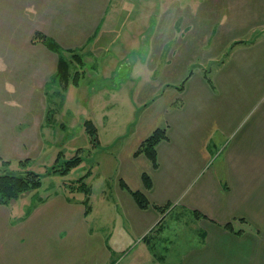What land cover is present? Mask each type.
Listing matches in <instances>:
<instances>
[{"label":"rangeland","instance_id":"1","mask_svg":"<svg viewBox=\"0 0 264 264\" xmlns=\"http://www.w3.org/2000/svg\"><path fill=\"white\" fill-rule=\"evenodd\" d=\"M244 1L245 7L254 8L259 0ZM192 3L193 0H121L119 7L110 10L114 17L113 30L107 29L105 20L99 33L97 40L102 53L91 58L87 53L82 54L86 63L79 84L72 82L66 91L62 86L40 88L35 84L41 78L24 71L19 77L22 85L6 83V78L0 77V118L8 123L5 136L16 137L19 129L25 128V121L47 120L41 138L27 140L22 136L18 140H0V173L34 171L42 180L39 186L12 199L8 207L0 205V228L6 218L12 217L18 224L20 216L47 198L61 201L42 210L54 214L53 221L44 226L41 222L38 228L36 220L32 223L31 219L15 229L30 234L37 228L56 231L64 225L75 228L80 221L85 222L78 207L85 192L71 190L70 184L87 174L86 180L92 187L87 235L82 222L76 226H82L81 237L72 236L69 240L71 244L82 240L87 245L89 264H108L109 253L103 252V246H110L120 264H137L146 258L149 264L158 261L162 264L164 247L199 243L202 238L193 215L173 210L165 212L164 217L152 205L143 213L139 207L137 212H132L131 206L136 203L120 183L124 179L134 190L142 185V172L149 173L151 168L148 159L144 155L145 159L136 156L135 152L142 139L157 127H167L178 148L186 141L194 159L197 156L207 167H219L223 159L220 147L228 130L225 122L243 117L264 93V50L251 53L245 49L251 55L238 57L246 53L237 51L233 58L228 57L233 44L257 35L264 40V28L253 24L248 27L247 23L242 26L241 22V26L236 23L238 27L224 33L219 27L216 39H211L209 46L198 45L199 49L204 47L208 51L197 54L198 39L210 29L194 23ZM223 8L225 5L218 10ZM221 15L216 13L217 23ZM30 18L34 19L32 14ZM131 19L135 20L129 24ZM140 27L146 28L145 40L139 38ZM219 37L225 44L218 45ZM201 39L207 41L205 36ZM261 47L264 43L257 45L258 49ZM212 48L216 52H209ZM74 59L72 67L81 68V63ZM236 103L242 104L239 109H234ZM103 113L109 119H103ZM88 118L98 124V144L85 129L84 121ZM183 126L189 128V134L183 131ZM208 135H211L210 143L206 142ZM205 143L215 151L213 156H202ZM78 149L83 157L79 165L68 172L53 170L76 155ZM65 197L71 200V206L65 205ZM65 212L71 215L65 216ZM156 213L159 219L148 228ZM232 224L238 228L245 226L237 220ZM144 235H147L145 240ZM167 254L169 259L173 258L170 252Z\"/></svg>","mask_w":264,"mask_h":264},{"label":"crops","instance_id":"2","mask_svg":"<svg viewBox=\"0 0 264 264\" xmlns=\"http://www.w3.org/2000/svg\"><path fill=\"white\" fill-rule=\"evenodd\" d=\"M218 1L217 3L216 0H193L191 13L195 16V22L193 18L192 21L199 26L205 25L206 27H202L204 29H210L208 35L203 33L198 39L197 54L208 51V48L204 47L199 49L198 45L209 46L211 39H216L219 27L224 29V33L226 29L229 33L231 29L238 27L236 23L241 22L242 26L247 23L245 25L248 27L253 24L264 28V0L257 1L258 5L254 8L245 7L244 0ZM120 2L121 0H0V77L6 78V83L18 86L22 85L19 77L24 71L27 75L41 78L36 81L38 84H35L40 88L62 86L64 91L70 89L72 81H53L58 72L60 53L40 40L33 41L34 34L42 32L54 38L63 48L66 57L71 58L73 52L81 55L87 53L89 58L99 56L102 53L97 40L99 33L105 26V20L107 29L113 30L114 17L110 14V10L119 7ZM223 5L225 8L218 10ZM220 12L222 15L217 23L216 13ZM31 14L33 20L30 18ZM133 20L135 19L128 21L129 24H132ZM233 24L235 26L231 27ZM176 26L178 27V23ZM139 34V38L145 40L146 28L140 27ZM204 36L207 41L202 42L201 38ZM258 37L259 35L243 38L244 42L240 43L241 46L233 44V50L228 57L233 58L237 51L246 53L245 49L250 50L251 53H257L254 52L256 50L262 52L264 47L258 49L257 45L264 43L262 42L264 40ZM218 41V45L225 44L221 37ZM242 48L244 50H241ZM180 51H184L183 45ZM209 52L216 51L212 48ZM246 55L251 54H240L238 57ZM73 83L79 84V82ZM194 90L198 91L197 88ZM259 99L260 101L254 102L243 117L225 122L228 130L220 147L223 159L219 167L210 165L207 167L206 163L197 156L194 159L193 152L190 151L191 146L186 141H182L181 147L178 148V143H174L170 134L169 139L158 145L157 168L152 166L144 154L138 155L142 158L144 155L148 159L153 181L152 187L145 186L142 174L147 171L144 170L141 174L142 185L138 189L147 195L152 206L157 210L160 209L156 208L155 204L165 206L169 203L167 208L165 207V212L181 210L185 214L193 215L197 221L198 234L202 238L196 244H174L172 247H164L162 264H264V93ZM241 105V103L234 104V109H239ZM104 118L109 119L103 113ZM46 121L45 119H38L36 123L25 121V128H20L18 132L20 134L13 137L4 135L8 123L0 118V140H18L22 136L23 139L36 140L41 135H45L43 131ZM182 128L185 133H190L189 128L185 126ZM210 140L211 135H208L206 142L210 143ZM205 144L202 148V156L204 158L208 155L213 156L215 151L211 150L207 143ZM185 155L189 158H184ZM129 187L133 189L130 185ZM56 196L57 194L54 198ZM83 199L80 204L82 206L78 207L85 222L80 221L77 225L85 223L87 235V220L92 213V207L91 211L86 213ZM55 201L61 202L51 198L41 199V202L34 205L29 213L20 216L18 224L12 217L6 218V224L3 222L0 228V264H89L87 245L82 244V240L75 244H71L72 241L69 240L72 236L81 237L82 226L77 228L75 225V228H71L69 224L67 228L64 225L62 229L56 231L38 229L41 222L44 226L46 222L53 221L55 215L45 214L42 210ZM10 203L0 205L8 207ZM64 203L72 205L67 197ZM135 203L131 206L132 212H137L136 207H139L136 201ZM148 208L139 207L140 212ZM64 209L66 210V207ZM194 210H198L204 216L195 215ZM10 212L12 213V210ZM66 215L71 214L65 212ZM31 219L32 223L34 219L36 220L38 228L31 230L30 234L15 229L24 226ZM158 219L159 215L156 213L154 221L148 228ZM236 220L245 224L239 228L235 226L236 229H242L239 234L225 228V224L234 223ZM56 241L59 242L58 245ZM40 242L44 244L41 245ZM102 248L103 252L109 253L108 264H120L114 258L110 246ZM167 252L173 255L172 259H169ZM137 264H149L148 259ZM158 264L161 262L158 261Z\"/></svg>","mask_w":264,"mask_h":264},{"label":"trees","instance_id":"3","mask_svg":"<svg viewBox=\"0 0 264 264\" xmlns=\"http://www.w3.org/2000/svg\"><path fill=\"white\" fill-rule=\"evenodd\" d=\"M40 40L44 42L48 47L60 53V60H59V68L58 72L54 76V80H62V81H72V82H79L81 73H83L84 67V58L80 53L73 52L70 57H66L64 54L63 48L59 45V43L52 37L42 33L36 32L33 36V41ZM74 56V57H73ZM74 58H77V61L81 68L72 67L73 62L75 61ZM83 69V70H82ZM47 118L48 115H47ZM84 126L86 131L93 137L94 143L98 144L100 142L98 133L99 128L96 121L92 118H88L84 121ZM169 139V133L167 127H157L154 129L146 138L142 140L138 149L135 152V155L138 156L140 154H144L151 162L154 168L159 166V157H158V145L164 141ZM81 149L77 150V154L73 155L70 159H68L62 166L54 167V171L60 172H68L75 166L79 165L83 160V157L80 154ZM24 160H20L21 163H24ZM3 162L8 163L9 160H3ZM87 174L80 176L78 182L75 184H70V189H80L84 190L86 197L83 199V203L86 206V213L91 211L90 205V194L92 192V187L86 180ZM142 179L147 188L152 187L153 181L149 173L143 172ZM41 176L34 172V171H27L26 174H16L12 172H4L0 173V204L9 203L12 199L19 197L21 194L35 188L41 184ZM78 183V184H77ZM121 184L124 188H126L134 197L135 201L138 203L139 207L141 208H148L150 207L151 201L147 197V195L139 189H131L129 185L121 179ZM169 205L166 204L165 206H158L154 205L156 208L160 209L163 213L165 212V207ZM197 216H204L198 210L193 211ZM164 218V217H163ZM163 218L158 222V225L163 221ZM163 225L158 227L157 230L160 232L162 230ZM225 228L230 231H233L237 234L242 232V229H236L232 222L225 224ZM147 236V235H146ZM145 236V237H146ZM144 237V239H145ZM161 259H164V256H161Z\"/></svg>","mask_w":264,"mask_h":264}]
</instances>
